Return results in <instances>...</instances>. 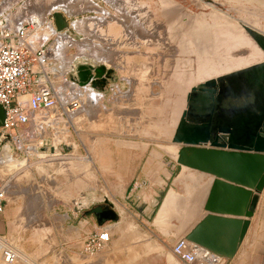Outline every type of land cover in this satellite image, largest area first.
Masks as SVG:
<instances>
[{"label":"crops","instance_id":"obj_1","mask_svg":"<svg viewBox=\"0 0 264 264\" xmlns=\"http://www.w3.org/2000/svg\"><path fill=\"white\" fill-rule=\"evenodd\" d=\"M121 1L0 0V24L12 29L26 27L27 44L32 49L40 45L50 48L47 70L43 72L39 64L35 65L38 86L52 84L58 88L65 109L61 105L58 108L67 117V123H74L72 116L75 124L84 123L86 117H89L90 123L89 128L80 125L83 129L74 133L66 131L64 140L58 146L49 142L55 146L52 154L56 152V148L60 151L56 156L42 161L37 169L35 159L21 155L15 149L14 141L2 145L0 184L7 185V196L4 210L0 213V257L1 245L4 243L19 247L31 260L43 257L47 253L46 245L56 243L55 234L49 233L50 225L34 224L35 204L39 205L38 210H42L47 203L49 206L54 204L60 214L58 244L82 246L87 234L104 229L109 231L110 239L103 248L102 255L107 260L106 264H199L184 261L173 251L172 246L208 212L204 209V204L213 176L194 169L195 172L185 174V197L173 184H166L164 194L159 195L164 181L170 179L165 169L173 173L166 166L176 164L180 144L173 142L172 137L186 107L175 115L167 113L172 115L171 123L175 119L171 138L168 140L167 132L170 130L164 131L163 128L162 103L156 107L153 117L149 120L146 117V85L154 84L157 80L155 77L146 79L147 73L142 70L145 65L143 62L140 61L139 72L132 73L126 65L127 61L117 58L110 65L114 68V79L101 90L92 85L81 86L70 78L76 57L73 59L64 54L68 51L66 44L58 45L59 36L65 31L57 30L55 11H62L71 25L82 29V20L79 22L80 18H75L80 5ZM59 50L63 52L64 70L59 69V64L63 62L58 56ZM153 62L152 68H156L154 66L159 62L155 59ZM67 64L69 65L65 70ZM149 74L157 76V71ZM177 75L176 71L171 76ZM93 91L98 92V95L93 97ZM27 97L28 95L24 96L25 99ZM74 99L78 101V105L72 107L71 101ZM34 115L32 112L27 126V130L31 132L34 129L30 127L38 126ZM39 122H45V119ZM68 129L69 127L65 128ZM41 144L45 145L43 142ZM66 144L73 146L67 149ZM9 145L12 147L9 148ZM165 146H170L175 157H170V151ZM88 147L90 156L84 157L82 149L87 150ZM25 159L26 166L23 167L21 160ZM100 180L104 187H100ZM48 183H53L52 189L58 193V197L49 199V202L39 193L44 187H50ZM89 191L95 196H107L119 218L100 225L93 213L86 215L81 214L80 210H74L73 199L79 193ZM170 192L175 194L177 202L167 210L173 203L171 196L167 199ZM50 209L51 207L47 210ZM69 233L72 234L68 235ZM221 264H264V189L260 192L255 213L238 251L234 257L224 258Z\"/></svg>","mask_w":264,"mask_h":264},{"label":"rangeland","instance_id":"obj_2","mask_svg":"<svg viewBox=\"0 0 264 264\" xmlns=\"http://www.w3.org/2000/svg\"><path fill=\"white\" fill-rule=\"evenodd\" d=\"M80 6L75 18H80L79 22L82 20L84 26L78 29L72 24L77 36L73 37L64 32L59 36L58 45L66 44L68 51L64 54L73 59L76 57L80 61L96 59L111 65L117 61V58H122L127 61L126 65L132 73L139 72L138 67L143 62L142 64L145 65H142L144 67L142 70L147 73L146 79L155 77L157 80L154 84L146 85L148 88L146 117L148 120L153 117L156 107L158 108L162 103L163 128L164 131L170 130L167 132L168 140L171 138L175 119L173 117L174 121L171 123L172 115L169 116L167 113L172 112L175 115L177 112H182L186 107L187 93L193 85L264 59V50L240 23V21L245 22L264 32V0H122L109 4ZM62 54L63 52L59 50V58H62ZM154 59L159 62L154 66L156 68H152ZM55 60L57 61V57ZM69 64L66 65L65 70ZM63 65L64 59L59 64L60 70H64ZM155 71L157 76L149 74ZM176 71L178 75L171 76L172 73L175 75ZM96 95L98 92L93 91L92 96ZM33 114L37 117L35 124L38 126L30 127L34 129L33 132L28 130L17 139L15 149L20 151L21 155L35 159L36 169L42 165V161L56 156L60 151L56 148L54 154L42 152L38 147L39 144L42 146V142L49 141L58 146L59 142L64 140L66 131L74 133L83 129L80 125L84 128L90 127L89 117L85 118L84 123L75 124V118L72 116L74 123H67V117L58 106L36 110ZM44 119L45 122H39ZM66 127L69 129L65 130ZM86 140L88 141L87 138ZM166 149L170 151V157H175L170 146ZM89 150V147L87 150L82 149L84 157L90 156ZM11 152L12 150L9 151L10 155ZM21 161V165L25 167L27 160ZM171 166L174 164L166 166L173 173L165 169L170 179L164 181L159 195L164 194L166 184L167 186L173 184L185 197L187 184L185 174L196 170L184 167L176 175L175 168L172 169ZM36 178L38 179V176ZM101 182L103 181L100 180V187H104ZM52 184L48 183L51 188L44 187L39 192L48 202L49 199L58 197L57 191L52 189ZM170 196L173 203L167 207V210L177 202L173 192L167 195V199ZM53 205L49 206L46 203L42 210H38L39 205L35 204L34 224L35 226L44 223L50 225L49 233L55 234L56 243L46 245L47 253L34 260L27 258L28 255L18 247L16 250L19 257L15 261L7 262L0 257V264L107 263L102 256L104 249L89 254L84 251V242L82 246L57 243L60 214ZM49 207L51 209L47 210ZM47 232L46 229L45 233ZM70 234L72 233L68 235Z\"/></svg>","mask_w":264,"mask_h":264},{"label":"water","instance_id":"obj_3","mask_svg":"<svg viewBox=\"0 0 264 264\" xmlns=\"http://www.w3.org/2000/svg\"><path fill=\"white\" fill-rule=\"evenodd\" d=\"M54 20L58 31L77 36L62 11L54 12ZM240 23L264 50V32ZM79 61L72 64L70 78L81 86L104 90L114 79V68L107 62ZM5 117L6 108L0 103V126ZM172 141L180 144L173 166L177 173L189 167L213 176L204 204L208 212L181 237L223 259L234 257L264 189V59L193 85ZM6 143L13 140L0 131V150ZM40 150L54 152L55 146L46 141ZM73 203L74 210L93 213L100 225L119 218L104 195L81 192Z\"/></svg>","mask_w":264,"mask_h":264},{"label":"built area","instance_id":"obj_4","mask_svg":"<svg viewBox=\"0 0 264 264\" xmlns=\"http://www.w3.org/2000/svg\"><path fill=\"white\" fill-rule=\"evenodd\" d=\"M27 35L26 27L12 29L0 24V103L6 108V117L0 131L9 134L14 142L27 133L32 112L58 105L64 107L57 87L52 84L38 86L35 65L39 64L43 72L47 70L50 48L45 45L35 49L28 47ZM25 95H28L26 99ZM71 105L77 106L78 101L72 100ZM6 196L7 185L1 183L0 213L4 210ZM109 239L110 233L106 229L89 233L84 238V251L95 254L106 246ZM172 249L181 259L190 263L221 264L223 261L221 255L184 237H179ZM1 250L7 262H13L19 257L12 245L4 243Z\"/></svg>","mask_w":264,"mask_h":264},{"label":"flooded vegetation","instance_id":"obj_5","mask_svg":"<svg viewBox=\"0 0 264 264\" xmlns=\"http://www.w3.org/2000/svg\"><path fill=\"white\" fill-rule=\"evenodd\" d=\"M82 62H85V61H79V63H82Z\"/></svg>","mask_w":264,"mask_h":264},{"label":"bare ground","instance_id":"obj_6","mask_svg":"<svg viewBox=\"0 0 264 264\" xmlns=\"http://www.w3.org/2000/svg\"><path fill=\"white\" fill-rule=\"evenodd\" d=\"M79 27H80V26H79ZM79 27H78V28H79ZM76 28H77V27H76Z\"/></svg>","mask_w":264,"mask_h":264}]
</instances>
